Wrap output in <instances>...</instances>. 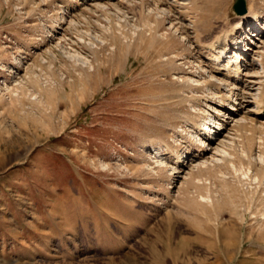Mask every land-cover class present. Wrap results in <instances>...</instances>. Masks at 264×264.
I'll return each mask as SVG.
<instances>
[{"label": "rangeland", "instance_id": "1", "mask_svg": "<svg viewBox=\"0 0 264 264\" xmlns=\"http://www.w3.org/2000/svg\"><path fill=\"white\" fill-rule=\"evenodd\" d=\"M233 1L0 0V264H264V28L239 85L202 48Z\"/></svg>", "mask_w": 264, "mask_h": 264}, {"label": "bare ground", "instance_id": "2", "mask_svg": "<svg viewBox=\"0 0 264 264\" xmlns=\"http://www.w3.org/2000/svg\"><path fill=\"white\" fill-rule=\"evenodd\" d=\"M251 9L252 8L250 7L247 12L241 15L237 14L238 15V16L236 15L237 19L234 21L231 27L227 28V30L225 31H221V30L217 31L213 36H211V38L207 40V42H204L202 44V48L204 50L209 51L210 53H212V55H215L213 57H216L215 59H216L217 65L212 70V74H210V77H214L213 72L215 71L216 73H219L220 75H222V77L225 78L226 80H230L231 81L230 84L235 86V85H239L243 81L242 72L244 70L248 71L244 75H251L253 77L259 76L258 74L256 75V73L253 74L251 72V68L255 65V61L257 63V60L252 59V57H250L249 59L247 56V53L246 52L243 53L246 46L245 45L244 47L242 46L243 45L242 43L246 37L245 35L248 34L249 31L250 33L251 32L253 33V31L255 30L261 31V29L263 30L264 28V23H263L264 21L263 22L259 21L260 19L259 15L254 13L253 9L252 10ZM248 23H250L248 25V29L245 30V26ZM258 23L260 24L263 23V24L259 27L257 25ZM240 34L244 35V38L242 40L240 39L241 37L238 36ZM250 35H253V34H250ZM229 48L232 49L233 56L235 55V57L232 60H231L232 57L227 59L225 64L221 65L220 63L223 62L224 59L227 57L225 56V54L228 53ZM238 50H240L243 53V57L241 56V53L240 54L237 53ZM262 68L263 67L260 66V69ZM249 72L251 73L249 74ZM249 83H253V84H249ZM256 83H259V82H255V81L252 82V80L251 81L247 80L245 84H246V87L252 88L256 85ZM255 91H256V94H255L256 98H258V102L256 104L258 107L257 114L261 115V117L263 118L264 117V94L259 87H257ZM218 120H221V119H219V117L212 118V119L210 118V120L205 123V126L202 129V134L205 136L204 138L206 139L211 138L212 136L210 135V132L212 131L216 133L215 128L218 127L217 126L219 124Z\"/></svg>", "mask_w": 264, "mask_h": 264}, {"label": "water", "instance_id": "3", "mask_svg": "<svg viewBox=\"0 0 264 264\" xmlns=\"http://www.w3.org/2000/svg\"><path fill=\"white\" fill-rule=\"evenodd\" d=\"M232 10L235 14H243L247 11L245 0H234Z\"/></svg>", "mask_w": 264, "mask_h": 264}]
</instances>
